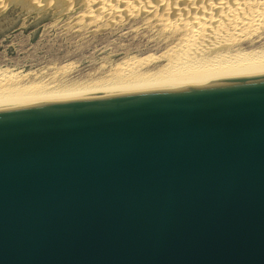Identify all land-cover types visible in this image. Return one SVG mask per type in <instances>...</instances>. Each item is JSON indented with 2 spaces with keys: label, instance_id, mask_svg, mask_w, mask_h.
<instances>
[{
  "label": "water",
  "instance_id": "obj_1",
  "mask_svg": "<svg viewBox=\"0 0 264 264\" xmlns=\"http://www.w3.org/2000/svg\"><path fill=\"white\" fill-rule=\"evenodd\" d=\"M0 264H264V68L0 102Z\"/></svg>",
  "mask_w": 264,
  "mask_h": 264
},
{
  "label": "bare ground",
  "instance_id": "obj_2",
  "mask_svg": "<svg viewBox=\"0 0 264 264\" xmlns=\"http://www.w3.org/2000/svg\"><path fill=\"white\" fill-rule=\"evenodd\" d=\"M84 1L86 5L95 2L97 10L101 11L96 15L93 10L95 22L107 21L110 16L114 18L136 6L145 9L141 11L152 15L150 18L157 25L176 37L162 56L163 64L148 68L145 60L130 59L121 64L122 67L114 68L108 76L104 74L105 77L99 78V75V79L92 80L85 76L84 82L78 79L79 82L72 83H63L64 79L60 83L55 77L29 81L27 75L18 76L8 71L0 73V102L176 83L264 68V39L256 38L264 30V0H161V4L157 2L160 14L157 13L158 6L147 0ZM178 1L182 3L180 7Z\"/></svg>",
  "mask_w": 264,
  "mask_h": 264
},
{
  "label": "rangeland",
  "instance_id": "obj_3",
  "mask_svg": "<svg viewBox=\"0 0 264 264\" xmlns=\"http://www.w3.org/2000/svg\"><path fill=\"white\" fill-rule=\"evenodd\" d=\"M64 1L0 0V73L22 74L29 81L55 77L59 81L64 79L63 83L84 82L86 78L108 76L130 59L145 60L148 68L161 65L162 56L176 39L169 30L157 25L150 18L152 15L142 12L143 8L136 6V9L133 5L135 8L129 12L114 18L107 15L110 16L107 21L95 22L93 17L101 12L95 2L91 7L84 0H69L70 5ZM147 1L153 6L162 3L161 0ZM181 4L178 1L177 6ZM157 11L161 13L159 6ZM263 33L256 38L264 39Z\"/></svg>",
  "mask_w": 264,
  "mask_h": 264
}]
</instances>
